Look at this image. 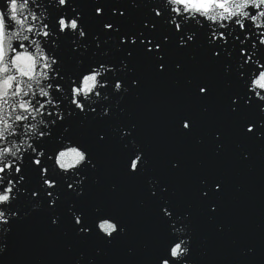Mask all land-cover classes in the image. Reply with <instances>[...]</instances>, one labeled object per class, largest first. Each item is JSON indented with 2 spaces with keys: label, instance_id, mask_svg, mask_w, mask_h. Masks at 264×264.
<instances>
[{
  "label": "snow or ice",
  "instance_id": "obj_1",
  "mask_svg": "<svg viewBox=\"0 0 264 264\" xmlns=\"http://www.w3.org/2000/svg\"><path fill=\"white\" fill-rule=\"evenodd\" d=\"M149 81L184 98L167 116L176 142L247 166L249 149L264 148V0H0V264L40 219L51 233L98 245L73 264H102L133 234L114 203L128 185L151 224L144 264H198L197 243L209 238L201 222L225 232L229 175L198 166L181 201L187 158L170 152L158 162L128 112ZM113 149L109 180L101 155ZM102 180L107 195L98 197ZM232 244L243 258L236 264H264L247 237ZM135 254L127 247L126 264Z\"/></svg>",
  "mask_w": 264,
  "mask_h": 264
},
{
  "label": "water",
  "instance_id": "obj_2",
  "mask_svg": "<svg viewBox=\"0 0 264 264\" xmlns=\"http://www.w3.org/2000/svg\"><path fill=\"white\" fill-rule=\"evenodd\" d=\"M185 103L179 88L171 84L149 81L142 94V99H130L127 102L128 112L139 120L143 136L152 149L154 156L159 158L166 153L183 154L188 160V168L183 179L176 181V196L186 200L195 182L198 166L212 165L224 169L229 175L230 187L225 202V212L219 222L225 224V232L216 234L214 226L201 222L200 229L208 234V240L198 242L194 251V260L198 264H236L243 258L232 244V240L244 236L253 241L259 251L257 259H264V148L252 146V159L247 166H239L230 156L217 162L209 152L198 147L176 142L168 127V111L175 105ZM235 185L240 186L236 192ZM141 193L134 186L128 185L123 192L124 207L129 213L133 224V234L128 240L129 247L135 249L132 264H144L149 257L152 240V229L146 211L137 209V201ZM202 249L206 255L201 256Z\"/></svg>",
  "mask_w": 264,
  "mask_h": 264
}]
</instances>
